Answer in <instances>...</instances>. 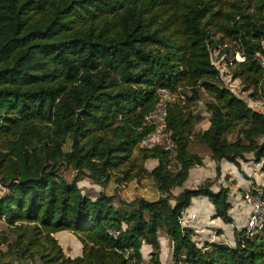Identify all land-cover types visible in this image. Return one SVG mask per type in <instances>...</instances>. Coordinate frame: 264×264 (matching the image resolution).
I'll return each instance as SVG.
<instances>
[{
	"label": "trees",
	"instance_id": "obj_1",
	"mask_svg": "<svg viewBox=\"0 0 264 264\" xmlns=\"http://www.w3.org/2000/svg\"><path fill=\"white\" fill-rule=\"evenodd\" d=\"M220 38L236 44L242 59L230 76L259 94L260 110L225 86L211 62ZM263 51L264 0H0V264H138L142 243L159 264L160 231L170 264H264V235L233 229V244L197 246L181 225L198 196L232 222L228 188L211 189L219 161L264 167ZM162 89L174 155L138 146ZM200 93L208 125L195 131L201 117L190 106ZM191 142L217 165L215 178L186 188L189 168L201 164ZM149 159L156 162L147 169ZM78 174L101 187L110 176L146 178L157 195L90 197ZM257 190L264 197V187L248 191ZM63 230L79 255L64 254L54 237Z\"/></svg>",
	"mask_w": 264,
	"mask_h": 264
},
{
	"label": "rangeland",
	"instance_id": "obj_2",
	"mask_svg": "<svg viewBox=\"0 0 264 264\" xmlns=\"http://www.w3.org/2000/svg\"><path fill=\"white\" fill-rule=\"evenodd\" d=\"M242 1L246 2V0H242ZM221 8L223 11H231L233 9L231 8V5L229 3H222ZM249 10H252V8H250ZM219 36L220 35L218 33L213 34V38L215 39L219 38ZM219 40L220 42L217 43L216 47L212 48L210 51V59L211 62L214 64V66L218 69L224 85L227 86L236 96L244 100L252 109L260 110L261 99L259 98V94H257L255 97L251 96L250 95L251 90H243V86L239 83V80L237 78H232L230 76V70L233 67L232 61L233 60L240 61L242 59L239 52L236 51V44L233 41H229L228 39L225 38H220ZM258 57L261 65L264 67V51L261 54H258ZM261 86L264 90V78ZM206 100H207V96L204 93H200V99L192 103L190 106V109L193 112H195V114H198L201 117L200 121L195 125V131H200L204 129L207 125L208 113L205 111L203 105V103ZM189 149L192 152L199 153V155L202 158H205V162H210L208 160V153L202 145L196 142H191L189 145ZM224 162L220 167H223V165L229 166L230 169L229 174L231 180L230 179L228 181L226 180V177H228V175L226 177L221 175L219 180L221 181V183H223V185L226 184V187L229 190V197H231L230 199L231 207L228 210V214L232 219L236 220L235 219L236 216L237 218L239 216L237 212L242 208V204L244 205V201L242 200L243 191L240 189L244 188L243 185L246 181L250 182L251 183L250 185L260 186L262 184V186H264V167H262V162L260 161L254 162L249 160L247 161L248 162L247 164L241 163L239 167H236L234 164L228 162L224 163ZM144 166H146V168L149 169L152 166V163L147 161L144 163ZM205 168H206V173H210L211 176L214 175L213 170L209 166ZM63 175L66 179L69 180L70 178H72L73 172L70 169H66L63 172ZM217 179L218 178H216L215 180L216 186L218 184ZM76 180H77L76 183L80 188L81 192L90 197L96 196L99 190H102L107 193H113L117 196L123 197L124 199L138 195L149 198L155 195V191L151 185V182L146 178L141 179L140 182L138 183H135V181H129L127 183L124 182L116 183L114 181V177L110 176V178L102 187L94 183L91 179L81 174H78L76 176ZM186 185L192 186L194 185V183L191 179H188ZM4 193H5V189H3L0 186V196ZM116 198L117 197L114 198V201L116 200ZM189 206L193 208V205H189ZM194 207H196V205H194ZM232 225L235 231L240 229L236 225H234V223ZM0 228L1 229L5 228V225L2 222H0ZM230 230L232 231L231 227ZM72 236L70 235V233L59 236L60 246L62 250L68 251L70 255L77 256L79 254H75L77 252L75 245L77 246V243L79 242L74 235ZM158 237L160 244L162 246L161 252L159 247V254H158L159 264H166L168 262V251H167L168 240L166 238V235L162 231L159 232ZM139 252H140V256L138 259V264H152L150 261V256L144 250V246L140 247Z\"/></svg>",
	"mask_w": 264,
	"mask_h": 264
},
{
	"label": "crops",
	"instance_id": "obj_3",
	"mask_svg": "<svg viewBox=\"0 0 264 264\" xmlns=\"http://www.w3.org/2000/svg\"><path fill=\"white\" fill-rule=\"evenodd\" d=\"M207 125H208V122H207ZM207 125H206V127H207ZM194 153H196V152H194ZM196 154L199 157H201L199 155V153H196ZM208 160L210 162H205V158L201 157V164L200 165H193L192 167L189 168L187 178H186L185 182L183 183V187L193 188V187L203 183L206 180H212L214 178L215 166L217 165V163L210 158L209 153H208ZM147 161L152 163V166L150 168H152L156 162L153 159H149ZM147 161H145V162H147ZM223 162H224L223 160L218 162V166H219V176L217 177L218 178L217 179L218 184H217V186L215 185L216 181H215V183H213V185L211 186V189L213 191H216L218 186L226 187V184L223 185V183H221V181L219 180L221 175H223L225 177L228 175V177H226L227 181L231 178L230 174H229V171H230L229 166L223 165V167H220L223 164ZM224 163H226V162H224ZM241 163L247 164L248 162H240V164ZM208 166L213 170L214 175L211 176L210 173H206L205 167H208ZM220 170H221V172H220ZM188 179H191L193 181L194 185L187 186L186 182L188 181ZM250 184H251L250 182L246 181L243 185L244 188L240 189V190H242L243 193H245L250 188L258 189L259 187H264V186H262V184L260 186H258V185L255 186V185H250ZM251 186H253V187H251ZM156 195H157V193L155 192L154 196H156ZM228 199H229L230 207H231V201H230L231 197H228ZM189 205H193V208L191 206H188L183 211L182 217H181V225L183 227L191 229L193 231L192 239L196 243L197 246H202L205 243H209V242H223V243H227V244H233V229H234V227L232 224L234 223V225H236L238 228H243L245 225L246 219L249 215V212H250V206L244 202V205L242 204V208L237 212V214L239 215L238 218L236 216V218H235L236 220L231 218L232 219L231 223H225L220 218L213 216V207H212L211 203L209 202V200L207 199V197H204V196L192 197ZM194 205H196V207H194ZM228 224H230V225H228ZM230 227L232 228V231L230 230ZM67 233H70V232L65 231V230L58 231V232L54 233V237L58 241V243L60 244L59 236L65 235ZM70 235L72 236L71 233H70ZM158 235H159V233H158ZM158 239H159V237H158ZM167 240H168V238H167ZM159 244H160V241H159ZM142 246H144V250L148 254L149 246H147L146 244H143V243L141 244L140 247H142ZM80 247L81 246L79 243H77V246L75 245V248L77 249V252L75 254H80ZM161 247L162 246L160 244V252L162 250ZM167 251H168V262L166 264H170L171 261H170V242H169V240H168ZM63 252L67 256H72L68 253V251L63 250ZM73 256H76V255H73ZM158 260H159V257H158Z\"/></svg>",
	"mask_w": 264,
	"mask_h": 264
},
{
	"label": "built area",
	"instance_id": "obj_4",
	"mask_svg": "<svg viewBox=\"0 0 264 264\" xmlns=\"http://www.w3.org/2000/svg\"><path fill=\"white\" fill-rule=\"evenodd\" d=\"M169 94L160 90L159 101L156 106L144 116L143 124L150 127V131L138 143L139 147H161L170 155H174L173 145L169 140L168 130L165 124V104ZM259 190L255 194L246 191L242 194V200L250 206V212L246 219L244 229L248 236L264 235V197Z\"/></svg>",
	"mask_w": 264,
	"mask_h": 264
}]
</instances>
